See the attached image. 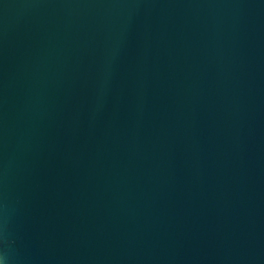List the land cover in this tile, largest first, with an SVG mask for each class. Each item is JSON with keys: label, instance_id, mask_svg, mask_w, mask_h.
<instances>
[{"label": "water", "instance_id": "1", "mask_svg": "<svg viewBox=\"0 0 264 264\" xmlns=\"http://www.w3.org/2000/svg\"><path fill=\"white\" fill-rule=\"evenodd\" d=\"M8 264H264V0H0Z\"/></svg>", "mask_w": 264, "mask_h": 264}, {"label": "snow or ice", "instance_id": "2", "mask_svg": "<svg viewBox=\"0 0 264 264\" xmlns=\"http://www.w3.org/2000/svg\"><path fill=\"white\" fill-rule=\"evenodd\" d=\"M6 236L3 228H0V264H8V259L4 251Z\"/></svg>", "mask_w": 264, "mask_h": 264}]
</instances>
